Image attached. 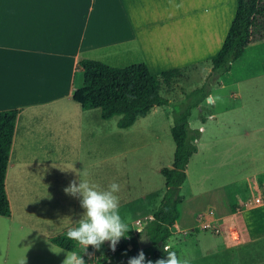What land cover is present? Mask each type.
<instances>
[{
    "label": "crops",
    "instance_id": "crops-1",
    "mask_svg": "<svg viewBox=\"0 0 264 264\" xmlns=\"http://www.w3.org/2000/svg\"><path fill=\"white\" fill-rule=\"evenodd\" d=\"M237 7L238 0H0V110H19L6 189L12 167L13 193L26 198L15 211L8 195L11 215H0L7 257L18 251L27 256L26 264H62L70 252L51 241L77 226L83 213L79 199H70L64 188L76 164L82 166L84 140L93 142L106 120L100 108L84 109L74 99L84 83L79 62L92 59L114 67L143 62L154 74L203 62L212 66ZM263 55L264 38L252 41L218 85L254 79L239 74ZM33 193L35 200H27ZM226 195L227 216L210 218L221 240L211 239L208 253L224 252L225 259L215 264H225L226 258L264 264V192L255 200L244 198L242 206L235 203L239 195ZM160 204H137L128 223L135 228L143 218H156ZM127 205L132 210V202ZM180 217L175 225L189 230ZM81 249L77 244L73 251L83 257Z\"/></svg>",
    "mask_w": 264,
    "mask_h": 264
},
{
    "label": "rangeland",
    "instance_id": "rangeland-1",
    "mask_svg": "<svg viewBox=\"0 0 264 264\" xmlns=\"http://www.w3.org/2000/svg\"><path fill=\"white\" fill-rule=\"evenodd\" d=\"M209 64L203 62L179 67L185 69L174 86L164 85L161 90L169 103L154 107L132 127L120 129L118 116L105 120V127L93 142L88 143L87 138L84 140L82 166L76 164L75 172H71L69 177V183L73 180L78 183L80 178L100 188H107L112 182L118 183L120 191L117 195L123 200L119 208L122 219L135 232L138 228L144 229L146 218L136 222L135 228L128 223L134 206L145 201L149 206L156 201L160 204L162 194L166 192L161 168L172 167L174 161L176 145L171 128L175 117L188 104L199 100V105L192 108L189 117L190 132L199 131L195 141L198 151L190 159L187 178L180 190L184 197L180 204V223L183 227H190L182 231L174 224L167 241V244H173L172 250L177 256L187 260L188 264H215V261L221 263L225 259L223 251L210 254L208 249L214 245L211 239L221 240L215 234L218 233L215 220L210 218L227 216L224 215L228 209L226 193L230 197L239 195L241 201L235 200V203L242 206L244 198L249 196L250 200H255L263 197L264 192V185L256 181V177L264 173V160L254 158L264 157V144L254 142L258 139L264 143V55L245 65L243 74H239L242 77L256 75L254 79L242 83L230 81L224 87L218 85L223 75L213 73V65ZM104 156L106 160L102 161ZM99 158L101 161L96 162ZM77 169L81 171L79 176ZM9 174L8 195L14 210L18 211L17 202L26 198L14 195L12 167ZM35 194L28 196L27 200H35ZM145 196L149 199L144 200ZM129 202L133 204L132 210L129 205L126 207ZM1 238L0 264H19L21 260H27V256L18 251L7 257L10 253L6 256L1 248L4 243ZM139 242L142 248L150 244L146 232ZM110 248L106 241L99 250L89 246L87 252L81 251L86 264H102L99 258ZM145 257H150V254L145 253ZM226 261L225 264L238 262L234 258H226Z\"/></svg>",
    "mask_w": 264,
    "mask_h": 264
},
{
    "label": "trees",
    "instance_id": "trees-1",
    "mask_svg": "<svg viewBox=\"0 0 264 264\" xmlns=\"http://www.w3.org/2000/svg\"><path fill=\"white\" fill-rule=\"evenodd\" d=\"M263 38L264 0H238L236 15L223 46L212 58V72L219 76L228 73L247 46L252 41ZM79 66L84 70V83L75 91L74 99L84 109L100 108L103 119L118 116L117 125L121 129L132 127L138 119L146 117L154 107L169 103V100L162 96L161 90L164 85L173 87L185 69L174 68L154 74L143 62L127 67H114L92 59L81 60ZM198 105L199 100L179 111L171 128L176 145L174 161L172 167L161 169L165 178L166 192L159 206L158 216L150 219L141 232L129 229L114 251L110 248L99 258L100 263L128 264L129 258L137 256L141 250L150 254V257H145L146 261L155 262L159 258H166L167 253L162 251L163 245L167 244L170 229L180 217L178 206L184 200L180 190L187 178L190 159L198 151L195 141L198 139L199 131L190 132L189 128L192 108ZM18 114V109L0 110V215L2 216H10L12 212L6 189V176ZM256 181L264 185V173L257 176ZM144 232L150 237V244L142 248L139 239ZM51 241L69 251H73L77 246L75 241L66 238V233L54 236Z\"/></svg>",
    "mask_w": 264,
    "mask_h": 264
},
{
    "label": "clouds",
    "instance_id": "clouds-1",
    "mask_svg": "<svg viewBox=\"0 0 264 264\" xmlns=\"http://www.w3.org/2000/svg\"><path fill=\"white\" fill-rule=\"evenodd\" d=\"M119 191L120 185L116 182H112L107 188H100L80 178L78 183L75 180L71 181L64 188V192L79 199L83 213L78 225L67 230L66 238L75 241L84 252H87L89 246L99 250L106 241L114 251L120 239L125 237V233L129 230L119 213L120 202L117 195ZM136 230L141 232L140 229ZM172 248V243L164 244L162 251L167 253L166 258H159L155 262L146 261L145 253L141 250L137 256L129 258L128 264H188V261L181 260ZM61 251L63 250L53 252L59 254ZM88 255L92 254L88 253ZM25 261L26 259L21 260L19 264H25ZM62 264H86V262L79 253L70 251L66 253Z\"/></svg>",
    "mask_w": 264,
    "mask_h": 264
},
{
    "label": "built area",
    "instance_id": "built-area-1",
    "mask_svg": "<svg viewBox=\"0 0 264 264\" xmlns=\"http://www.w3.org/2000/svg\"><path fill=\"white\" fill-rule=\"evenodd\" d=\"M257 202H260V199L259 198H257Z\"/></svg>",
    "mask_w": 264,
    "mask_h": 264
}]
</instances>
